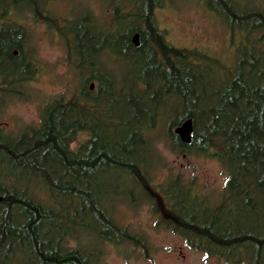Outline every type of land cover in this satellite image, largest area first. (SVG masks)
Listing matches in <instances>:
<instances>
[{"label":"trees","instance_id":"trees-1","mask_svg":"<svg viewBox=\"0 0 264 264\" xmlns=\"http://www.w3.org/2000/svg\"><path fill=\"white\" fill-rule=\"evenodd\" d=\"M49 1L0 0V20H7L0 28V92L20 93L34 75L31 54L22 48L21 27L10 23V15L25 6L38 15ZM202 1L239 36L232 66L225 70L212 58L193 60V53L166 42L155 10L169 0L122 5L109 0L110 27L95 31L92 21L91 34L71 31L75 25L85 28V16L81 24L74 20L57 27L70 49L78 36L90 53L85 60L74 58L79 91L46 103L36 128L13 135L0 127V264H104L101 244L132 241L113 218L116 202L152 205L163 229L207 257L264 264V0ZM95 54L142 60L139 94L126 91L101 64L96 66ZM205 63L213 69L204 68ZM199 73L210 77L207 95L189 87L192 78H202ZM88 81L96 83L94 91ZM162 97L179 101L177 117L167 125L172 151L214 159L226 170L219 199L194 194L179 176L156 183L145 163L154 153L148 138L154 124L143 105ZM187 119L193 133L186 145L173 129ZM4 162L9 166L2 167ZM97 179L116 180V188L123 183L126 189L101 195ZM181 183L185 197L191 196L201 210L184 206L175 193ZM249 250H254L252 262Z\"/></svg>","mask_w":264,"mask_h":264},{"label":"rangeland","instance_id":"rangeland-1","mask_svg":"<svg viewBox=\"0 0 264 264\" xmlns=\"http://www.w3.org/2000/svg\"><path fill=\"white\" fill-rule=\"evenodd\" d=\"M108 1L50 0L38 15L26 6L21 12L10 15V23L20 26L25 37L22 48L31 54L34 75L20 93L0 92V127L4 133L14 135L29 128H36L41 109L46 103L60 96L68 99L79 91L81 75L76 71L74 58L85 60L90 50L82 45L83 41L78 36V41L73 42L70 49L67 38L62 36L57 27L74 20L81 24L84 16L88 18L86 29H80L76 25H68V28L71 27V31L78 29L79 32L88 29L89 33H93L92 21L97 23L95 31H100L101 26L102 29L110 27L113 16ZM114 1L118 2L117 5L127 2ZM48 18L54 21L50 20L49 23ZM155 20L158 28L164 32L166 42L175 48L193 53V60L201 58L206 61L205 57L212 58L220 65L221 70L232 66L239 36L227 30L202 0H169L167 5L155 10ZM4 21L7 20H0V28ZM125 25L128 24L125 22L120 27L123 29ZM62 31L64 33V30ZM121 55L114 58L113 55L100 57L95 54L92 59L96 66L101 64V68L126 91L137 95L140 92L136 85L142 75V60H133L129 56ZM204 68L213 69L209 63H205ZM196 76L202 78H192L190 89L202 95L210 93V77L200 73ZM91 84L94 85L91 91H94L96 83L88 81L87 86ZM143 106L146 108V114L152 116L154 124L153 129L148 132L154 153L145 155V163L149 165L156 183L179 176L184 185L191 187L194 194L213 200L219 199L228 176L226 170L214 159L197 156L191 152L172 151L167 125L177 117L179 101L174 97H162L156 101L147 100ZM108 132L114 134L111 130ZM6 166L9 164L5 163L2 167ZM169 182L170 180L166 181L165 185H169ZM115 184H118V181L97 179V193L107 197L117 191L123 194L126 184L122 183L117 188ZM184 185L179 184L175 193L184 199L185 207H191L193 211L201 210L197 203H191L192 199L188 198L191 196L185 197ZM152 209L153 206L147 202L137 206L114 203L113 218L119 227L127 230L132 241L119 246L101 244L98 249L104 264H227L222 258H208L203 252L189 249L182 239L159 225L160 216ZM90 244H95L94 238ZM69 245L74 246L75 242L71 240ZM253 252L254 250L252 253L249 250L247 253L250 262L254 258Z\"/></svg>","mask_w":264,"mask_h":264},{"label":"water","instance_id":"water-1","mask_svg":"<svg viewBox=\"0 0 264 264\" xmlns=\"http://www.w3.org/2000/svg\"><path fill=\"white\" fill-rule=\"evenodd\" d=\"M138 39H139L138 34H134L132 37V42L136 48L139 47ZM93 87L94 85L91 84L90 89H93ZM174 133L179 137L182 143L186 145L190 144L193 133L192 121L190 119L185 120L178 127L174 129Z\"/></svg>","mask_w":264,"mask_h":264},{"label":"flooded vegetation","instance_id":"flooded-vegetation-1","mask_svg":"<svg viewBox=\"0 0 264 264\" xmlns=\"http://www.w3.org/2000/svg\"><path fill=\"white\" fill-rule=\"evenodd\" d=\"M14 54H17V52L16 51H14ZM192 250V249H191ZM197 252V251H196ZM213 257H216V256H213ZM209 258V257H208ZM217 258H219V257H217ZM226 262V261H225ZM227 263V262H226ZM227 264H230V263H227Z\"/></svg>","mask_w":264,"mask_h":264}]
</instances>
